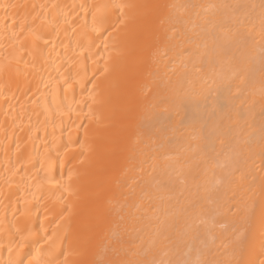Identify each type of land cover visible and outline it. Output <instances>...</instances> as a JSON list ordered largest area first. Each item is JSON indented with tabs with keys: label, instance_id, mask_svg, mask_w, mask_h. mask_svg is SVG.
Here are the masks:
<instances>
[{
	"label": "bare ground",
	"instance_id": "6f19581e",
	"mask_svg": "<svg viewBox=\"0 0 264 264\" xmlns=\"http://www.w3.org/2000/svg\"><path fill=\"white\" fill-rule=\"evenodd\" d=\"M0 264H264V0H0Z\"/></svg>",
	"mask_w": 264,
	"mask_h": 264
}]
</instances>
